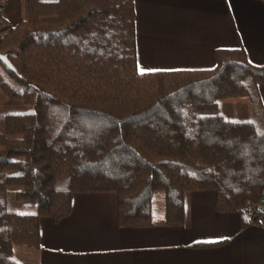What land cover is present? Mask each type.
<instances>
[{
  "label": "trees",
  "instance_id": "trees-1",
  "mask_svg": "<svg viewBox=\"0 0 264 264\" xmlns=\"http://www.w3.org/2000/svg\"><path fill=\"white\" fill-rule=\"evenodd\" d=\"M18 2L24 15L0 32V264H19L13 244L38 246L39 217L67 215L75 191L114 192L120 226L179 225L183 193L207 189L241 226L259 222L264 63L219 48L209 69L139 72L133 0ZM229 101L254 119L228 117Z\"/></svg>",
  "mask_w": 264,
  "mask_h": 264
},
{
  "label": "crops",
  "instance_id": "crops-1",
  "mask_svg": "<svg viewBox=\"0 0 264 264\" xmlns=\"http://www.w3.org/2000/svg\"><path fill=\"white\" fill-rule=\"evenodd\" d=\"M139 72L209 69L219 48L264 63V0H133ZM24 15L0 0V32ZM264 111V85L257 86ZM36 247L13 244L19 264H264V213L241 226L216 209L213 190L183 193L179 225L120 226L112 191L72 192L70 211L38 219Z\"/></svg>",
  "mask_w": 264,
  "mask_h": 264
},
{
  "label": "rangeland",
  "instance_id": "rangeland-1",
  "mask_svg": "<svg viewBox=\"0 0 264 264\" xmlns=\"http://www.w3.org/2000/svg\"><path fill=\"white\" fill-rule=\"evenodd\" d=\"M3 108L6 110L30 111L31 106L24 104L21 101H5ZM219 109L222 110L228 117L234 119H254L255 114L252 111L251 105L244 102H224L219 104ZM60 112V109H57ZM19 203L18 209L20 211H34V203L31 201H23ZM31 207V208H30ZM30 209V210H29ZM163 209V197L160 192H157L152 200V212L154 218H160Z\"/></svg>",
  "mask_w": 264,
  "mask_h": 264
}]
</instances>
